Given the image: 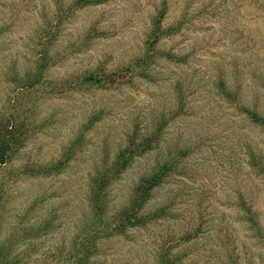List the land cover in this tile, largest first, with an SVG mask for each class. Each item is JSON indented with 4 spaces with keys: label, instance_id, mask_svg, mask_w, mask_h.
Wrapping results in <instances>:
<instances>
[{
    "label": "rangeland",
    "instance_id": "1",
    "mask_svg": "<svg viewBox=\"0 0 264 264\" xmlns=\"http://www.w3.org/2000/svg\"><path fill=\"white\" fill-rule=\"evenodd\" d=\"M246 109L264 121V0H0V119L23 139L0 168V262L62 264L126 153L107 218L171 170L149 223L101 241L91 264H157L167 249L177 264H264V124Z\"/></svg>",
    "mask_w": 264,
    "mask_h": 264
},
{
    "label": "trees",
    "instance_id": "2",
    "mask_svg": "<svg viewBox=\"0 0 264 264\" xmlns=\"http://www.w3.org/2000/svg\"><path fill=\"white\" fill-rule=\"evenodd\" d=\"M96 3H104L107 0H94ZM80 4L84 6L89 5L93 0H79ZM165 8L161 9L158 17L155 21V27L153 30L154 41H158L165 35V30L162 29L161 21L165 15ZM36 77V76H35ZM29 77L25 80V85L22 87H32L37 79ZM88 81L92 84H102L104 77L97 74H89ZM246 115L254 121L264 124L259 121V117L255 111L246 109ZM18 124L15 119H0V168L7 166L14 160L15 153L18 151L21 143L23 142L20 132H18ZM143 146H152L149 140L143 142ZM132 155L126 153L118 157V162L115 170L109 171V173L103 175L95 186L91 190V206L93 211L92 222L84 229V234L75 238L72 242L70 250L67 252V256L62 264H91L92 258L98 253L99 243L105 239L112 238L116 235L126 233L130 229H136L144 227L149 223V220L153 218L152 215L145 214L144 208L152 196L153 190L160 186L166 176H168L171 167L169 164L164 163L158 167V169L150 175L147 179L143 180L140 186L136 189L134 196L129 201V204L112 218L106 217L107 211V189L109 181L112 178L117 177L122 170H124ZM51 168V167H50ZM50 168H39L33 171L35 175H45ZM53 170V169H52ZM243 209L249 216L247 219L251 224V227L260 230V226L256 220V217H251L248 213L249 207L243 203ZM178 255H174L170 249L165 252H161L158 256L157 264H177L179 261ZM0 264H5L1 261Z\"/></svg>",
    "mask_w": 264,
    "mask_h": 264
}]
</instances>
